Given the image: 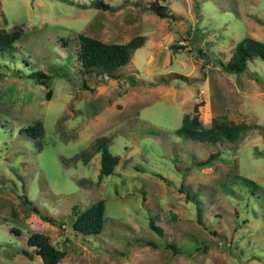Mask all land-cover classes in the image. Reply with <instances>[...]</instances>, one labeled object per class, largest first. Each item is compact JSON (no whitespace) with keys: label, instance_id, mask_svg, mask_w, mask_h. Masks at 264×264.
Segmentation results:
<instances>
[{"label":"rangeland","instance_id":"374dc122","mask_svg":"<svg viewBox=\"0 0 264 264\" xmlns=\"http://www.w3.org/2000/svg\"><path fill=\"white\" fill-rule=\"evenodd\" d=\"M91 1L0 0V28L20 31L0 52V264H43L21 251L34 231L65 248L56 264H264V128L213 143L177 132L194 104L203 126L263 125L264 59L220 60L245 36L264 42V0H158L175 19L154 0ZM79 34L144 42L113 78L82 67ZM102 139L119 158L100 176ZM99 199L101 232L75 231L72 207Z\"/></svg>","mask_w":264,"mask_h":264},{"label":"trees","instance_id":"16d2710c","mask_svg":"<svg viewBox=\"0 0 264 264\" xmlns=\"http://www.w3.org/2000/svg\"><path fill=\"white\" fill-rule=\"evenodd\" d=\"M89 6L102 9L111 7V5L104 0H92L83 7ZM147 7L160 17L167 19H175L179 16L177 13L167 10V5L159 3L158 0H154L151 4L147 5ZM19 36V30L7 31L0 28V52L10 50ZM143 42L144 37L142 35L134 36L126 42H103L93 36L79 34L77 57L82 67L88 71L95 70L98 71L99 75L103 73L105 76L118 78L120 74L118 68L127 63L132 51L142 45ZM171 47L175 49L179 47V45L173 44ZM255 57L264 59V42L253 37L245 36L235 44L229 59L226 61L220 60V64L226 71L242 72L247 68L248 61ZM30 76L41 82L47 81L50 78V75L43 71H33ZM50 91L51 89H48L47 95H50ZM193 109L194 113L183 115L182 124L177 128V132L187 139L210 143L219 139L234 141L242 132H246L254 127L264 128V123L263 125H257L245 122H234L227 119H220L216 116L211 118V124L209 126H203L199 119L198 105L194 104ZM23 130L30 132L29 134H40L38 128L31 126H27L23 128ZM93 149L95 151H100V176L101 174L107 175L111 173L118 161V155H114L108 150V145L103 139L97 142L93 146ZM86 154L87 157H85ZM86 154L81 155L83 159L89 158L90 153ZM217 154L218 151L212 153L207 159L200 161L199 164H207L211 158H214ZM157 174L165 178L161 173ZM24 197L25 203L29 205L32 211L38 213L41 219L51 224H56L58 222L61 224L64 222L63 218L57 222L53 216L42 213L36 205L30 203L25 195ZM104 206V201L102 199L95 200L83 208H76L73 206L72 228L83 235L99 234L104 224ZM150 222L153 223L152 220H150ZM15 230L18 232L17 229ZM26 243L34 252L24 248H22L21 251L28 257H31L32 253L39 255L43 264H56L66 253L65 248L51 243L49 237L42 232L34 231L30 233L27 236ZM168 246L176 250L174 244L169 243Z\"/></svg>","mask_w":264,"mask_h":264}]
</instances>
